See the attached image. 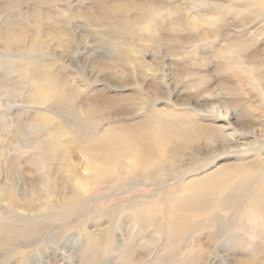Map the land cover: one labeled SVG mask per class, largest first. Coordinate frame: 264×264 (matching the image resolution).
Segmentation results:
<instances>
[{"label":"rangeland","instance_id":"obj_1","mask_svg":"<svg viewBox=\"0 0 264 264\" xmlns=\"http://www.w3.org/2000/svg\"><path fill=\"white\" fill-rule=\"evenodd\" d=\"M258 80L264 0H0V264H264ZM155 115L218 135L94 165L99 139ZM235 165L253 166L243 187ZM213 180L240 193L193 216Z\"/></svg>","mask_w":264,"mask_h":264},{"label":"bare ground","instance_id":"obj_2","mask_svg":"<svg viewBox=\"0 0 264 264\" xmlns=\"http://www.w3.org/2000/svg\"><path fill=\"white\" fill-rule=\"evenodd\" d=\"M211 6L212 5H208L207 9H209V7ZM173 12L175 13V15L173 16L174 21L172 22L173 27L176 26L177 29L181 30L180 28H182L186 31L196 30L197 22L194 19L190 18L185 11L173 10ZM214 19L215 20L219 19V17L216 16ZM203 20L206 22L207 19L203 17ZM238 66L239 64L237 65L235 60V64L232 65V67L236 68L237 71L236 74L239 75L241 74L248 78L252 76V73H249L248 70L244 68L242 69V67H238ZM259 84L260 87L264 89V84L260 80H258L257 82V85ZM227 103L230 102L227 101ZM223 113L225 116L227 115V112H223ZM152 118L154 125H150L149 128L145 131L135 134L116 133L115 136H112L110 138L106 137L103 139H99L95 143L94 145L95 147L89 148V153H88V155L92 158L94 165L95 166L98 165V168H101L100 164H98L97 162L98 159H100V161L103 163H108L114 160V157H116L118 152H123V153L125 152L128 154L129 160L127 162L128 164H130L132 169L137 168L143 170L145 166L146 167L147 165L153 166V164L160 166V161L158 160L162 158L164 148L168 146H172L174 148L173 149L174 152H179L182 150L183 146H188L192 144L195 140H197L198 137L200 138L205 137L208 140L210 139L214 140L215 136L218 135V133L214 129H208V130L203 129V127H200L199 125L192 122H182L181 120V122L175 123L168 119L164 120L160 116H156V115L154 117L152 116ZM176 126L178 128H175ZM233 167L241 171V174H238V178H241V186L242 187L245 186L244 184H247L249 182V179L247 178H248V174L251 173L250 171L253 168V166L243 165L242 167H238V165H235ZM99 171L102 172L101 170ZM124 173L125 172L123 171V174ZM222 183L226 184L223 181ZM220 186H221L220 181L213 180L208 185L202 187L203 190L208 188L207 192H202L203 190L193 192L191 194L192 197L189 198V202L187 205L190 214H192L193 216H200L202 214H206L207 211L210 210L211 206H214V202L216 200L222 202V204H225L224 206H227V204L231 203L240 193L239 189H235V190H229L224 195L223 193L218 192ZM259 186L260 187L258 188V190L260 196L257 204L260 212L259 215L261 216V220H262L261 222H263L264 179L261 180Z\"/></svg>","mask_w":264,"mask_h":264}]
</instances>
